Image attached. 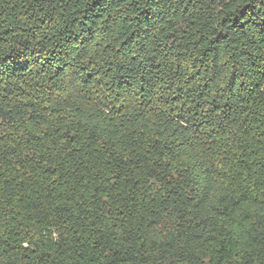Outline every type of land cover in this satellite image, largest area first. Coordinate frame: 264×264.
<instances>
[{
    "label": "trees",
    "instance_id": "16d2710c",
    "mask_svg": "<svg viewBox=\"0 0 264 264\" xmlns=\"http://www.w3.org/2000/svg\"><path fill=\"white\" fill-rule=\"evenodd\" d=\"M0 264H264V0H0Z\"/></svg>",
    "mask_w": 264,
    "mask_h": 264
}]
</instances>
